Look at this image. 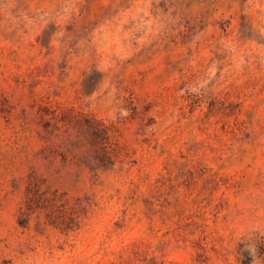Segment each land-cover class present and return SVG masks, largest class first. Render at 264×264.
Instances as JSON below:
<instances>
[{
  "label": "rangeland",
  "instance_id": "1",
  "mask_svg": "<svg viewBox=\"0 0 264 264\" xmlns=\"http://www.w3.org/2000/svg\"><path fill=\"white\" fill-rule=\"evenodd\" d=\"M264 264V0H0V264Z\"/></svg>",
  "mask_w": 264,
  "mask_h": 264
},
{
  "label": "trees",
  "instance_id": "2",
  "mask_svg": "<svg viewBox=\"0 0 264 264\" xmlns=\"http://www.w3.org/2000/svg\"><path fill=\"white\" fill-rule=\"evenodd\" d=\"M247 260L249 261L248 263H245V264H250V261H252V257L251 256H247Z\"/></svg>",
  "mask_w": 264,
  "mask_h": 264
}]
</instances>
